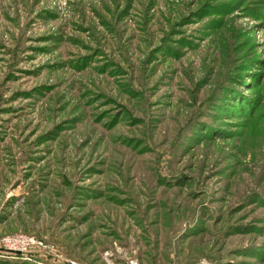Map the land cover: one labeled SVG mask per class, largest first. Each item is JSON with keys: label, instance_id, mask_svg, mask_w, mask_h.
Masks as SVG:
<instances>
[{"label": "rangeland", "instance_id": "374dc122", "mask_svg": "<svg viewBox=\"0 0 264 264\" xmlns=\"http://www.w3.org/2000/svg\"><path fill=\"white\" fill-rule=\"evenodd\" d=\"M130 259L264 264V0H0V264Z\"/></svg>", "mask_w": 264, "mask_h": 264}, {"label": "built area", "instance_id": "2783aa9c", "mask_svg": "<svg viewBox=\"0 0 264 264\" xmlns=\"http://www.w3.org/2000/svg\"><path fill=\"white\" fill-rule=\"evenodd\" d=\"M3 243L6 247L12 250L23 251L29 246H40L42 245L41 241L33 238L31 236L16 234L7 236L3 239ZM129 264H138L136 260L130 259ZM194 264H210L206 260H200Z\"/></svg>", "mask_w": 264, "mask_h": 264}]
</instances>
